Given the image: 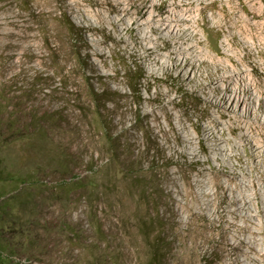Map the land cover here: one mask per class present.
Returning <instances> with one entry per match:
<instances>
[{"label":"rangeland","instance_id":"374dc122","mask_svg":"<svg viewBox=\"0 0 264 264\" xmlns=\"http://www.w3.org/2000/svg\"><path fill=\"white\" fill-rule=\"evenodd\" d=\"M119 1L0 0V90L21 125L34 114L52 116L40 122L45 139L10 143L11 157L32 165L41 184L0 200L1 238L16 249L7 264H150L157 252L162 264H264L256 253L264 249V187L257 184L261 199L249 206L254 187L241 183L262 182L264 164L239 130L223 128L225 118L207 125L204 104L216 98L201 84L198 73L206 69L146 61L140 28L127 31V23L113 19L124 6L159 12L161 0ZM241 1L233 0L248 15ZM254 3L261 16L250 17L264 27V0ZM200 6L201 46L222 59L226 24L208 17L235 15L222 10L221 0ZM105 12L106 27L99 22ZM253 32L264 45L262 29ZM234 48L247 52L239 38ZM249 49L251 69L259 49ZM220 101L225 111L231 105ZM244 114L255 120V109ZM106 122L117 140L113 163ZM56 157L66 170L56 167ZM131 161L142 187L131 183ZM77 180L84 186H73ZM197 241L203 249L192 248Z\"/></svg>","mask_w":264,"mask_h":264},{"label":"bare ground","instance_id":"6f19581e","mask_svg":"<svg viewBox=\"0 0 264 264\" xmlns=\"http://www.w3.org/2000/svg\"><path fill=\"white\" fill-rule=\"evenodd\" d=\"M108 1L114 3V0ZM204 1L161 0L158 6L159 12L152 9H138V12H133L128 6H124L118 9L117 16L113 19L127 23V27H129L127 31H130L132 25H135L133 27L135 29L140 28L141 31H137V38L144 46L146 61L164 64L165 61L172 60L177 69L186 66L190 71H195L196 68L199 70L206 69L207 74L205 76L202 71L198 73L199 76L203 77L201 84L206 94L216 98L212 105L204 104L207 111V125L213 127L215 121H218L220 117L225 118V124H222L223 128L239 130L241 139L245 141V144L254 147L255 156L259 158L260 164H264V122H261V119H264V69L262 68L264 65V45L257 43L253 32L261 28L264 33V27L260 22L254 21L250 17L251 15L260 17L261 14L255 9V0L241 1V5L246 8L248 15L239 13L240 10L233 0H221L222 10L225 11L226 7L229 8L228 14H234L235 17L229 20L225 14L218 13H211L212 15L208 17L209 21L218 24L225 21V32L228 33L227 37L225 36L223 47L220 49L225 57L216 60L201 46L199 16L204 15V8L198 6ZM119 2V4L125 3L124 0ZM83 12L85 17L89 18L96 15L85 10ZM140 16L144 17L141 22L139 21ZM99 22L103 26L106 25V12L104 18L100 19ZM162 29L165 30L164 35L160 36L158 34ZM236 38H239L244 45L247 51L245 54H240L235 50ZM251 45H257L259 58L254 61L250 69L246 57L250 53L249 46ZM164 49L167 52L160 53ZM229 61H235L236 67H232ZM208 66L214 69L209 70ZM218 82H223L224 85L218 86ZM228 99L231 100V105H227L225 111L220 106V100L227 102ZM233 102H235V106ZM237 106L242 107L244 113H247L251 108L255 109V120L245 119L246 114L240 113V110L238 112ZM170 117H174L173 113L170 114ZM261 135L263 137L259 138ZM221 141L217 138L215 144L220 145ZM203 152L205 153L204 148ZM257 176L262 182L252 180L253 183L250 182L249 184V180L245 178L241 180L245 186L254 187L251 190L252 195L246 201L249 206L253 204L254 198L261 199V194L256 190V186L259 183L264 187V169ZM256 253L264 257V249H256Z\"/></svg>","mask_w":264,"mask_h":264},{"label":"trees","instance_id":"16d2710c","mask_svg":"<svg viewBox=\"0 0 264 264\" xmlns=\"http://www.w3.org/2000/svg\"><path fill=\"white\" fill-rule=\"evenodd\" d=\"M11 99L7 98L4 91L0 90V200L8 198L10 196L20 195L24 185H30L32 187H40V181L37 176L36 170L33 169L32 165H20L21 161L19 157H11V148L10 143H17L19 141H29L34 138L43 140L46 137V131L43 129V125L40 124L43 119H49L52 116L49 115H38L34 114L32 117L25 123V125L20 124L19 116L16 113V110H9ZM6 113V115H4ZM96 119L99 120V116L96 115ZM38 128L36 132L31 131V128ZM109 123L106 122L105 130L108 141L112 145L109 149V156L113 163L117 158V140L114 139L111 130H109ZM56 167L66 170V163L56 157L55 160ZM136 161H131L129 165V174L135 173ZM141 171H138L134 178H131V183L138 187L144 186L146 183L144 177L139 174ZM75 187H82L84 183L81 180H77L72 183ZM62 186V185H60ZM29 200V196L26 193L25 201ZM9 205V202H3L2 206ZM209 222V221H207ZM3 225H0L2 228ZM151 234V231L148 232V235ZM212 234V233H211ZM29 242L32 241L31 234H25ZM215 235V234H214ZM214 243L220 248V253L222 251L221 243L219 242L220 238L215 235L213 237ZM194 243V242H193ZM195 249H203L202 244L197 241L193 244ZM15 247L10 245L8 242L3 241L0 234V264H7L10 262V256L15 255ZM157 251V250H156ZM156 257L150 261V264H162V258L156 253Z\"/></svg>","mask_w":264,"mask_h":264}]
</instances>
